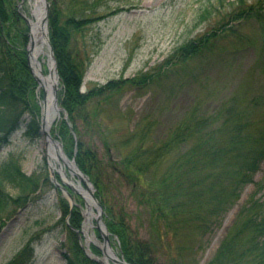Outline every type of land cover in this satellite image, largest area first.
Returning a JSON list of instances; mask_svg holds the SVG:
<instances>
[{"label": "rangeland", "instance_id": "obj_1", "mask_svg": "<svg viewBox=\"0 0 264 264\" xmlns=\"http://www.w3.org/2000/svg\"><path fill=\"white\" fill-rule=\"evenodd\" d=\"M30 1L25 0L21 12L36 20L30 9ZM234 1L56 2L59 3L58 7L63 16L76 14V19L88 15L92 17L81 33L76 34L78 45L85 44L91 57L81 84V90L86 92L110 80L122 81L145 73L169 57L175 47L196 40L202 35H210L209 32L217 29L222 20L229 18L226 14L231 11L229 6ZM18 3L19 0H13L12 6L14 4L17 7ZM259 3V9L262 6L264 13V1ZM77 11H83L80 17ZM17 21L27 25L20 14ZM260 24L259 21L249 18L233 22L226 29L227 32L222 30L220 35L214 37L206 53L186 62L185 66V63L182 64L184 70L178 66V75L163 81L161 88L148 86L137 90L129 86L107 96H95L94 101L85 108L89 114H83L85 117L81 119L75 117L77 127L82 133L84 148L88 147L87 153H94L97 158L95 164L98 167L95 172L99 173L103 180L102 200L106 202L109 214L112 213L115 220H118L117 211L127 214L133 234L131 240L147 237L148 222L143 212L141 213V206L128 194V188L122 186L121 182L116 180V175L111 173L110 162L128 150L127 146L122 145V139L134 127L136 120L145 113L152 112L158 118L159 123L155 125L157 133L155 127L153 132L154 136H158L182 116L184 110L188 111L196 106L198 109H207L206 112L210 113L211 108L221 107L225 100L229 102L227 108L234 105L245 109L242 121L246 123L247 137L256 138L258 134H263L264 27ZM199 42L200 40L195 43ZM38 59L43 72L47 74V55L40 54ZM177 81L181 87L172 95L171 85ZM59 91L60 88L58 99ZM34 94L36 116L26 112L19 127L10 135L8 143L0 147V164L12 154L19 161L22 171L27 175H36L39 183L38 191L28 198L24 206L16 209L13 205L8 206L3 214L4 224L0 227V264H5L11 259L30 238L36 239L30 264H66L63 252H70L69 229L75 232L77 244L86 256L89 244L90 248H97L100 252L95 254L105 260L100 248L102 239L95 228L96 220L86 211L85 199L77 187V183H80L85 188L83 182L71 175L61 160L57 164V173L50 165L43 134L38 131L34 135L27 131V123L31 117L39 123L40 97L43 98V93L41 89H36ZM222 114L215 116L216 123L222 122ZM57 128V124L51 128L54 135L57 134ZM75 138L77 146L80 141L77 135ZM59 164L65 175L60 172ZM163 169L164 165H161L156 174L162 173ZM65 182H69L72 187ZM91 184L93 192L96 193L93 181ZM7 190L15 193L11 186H7ZM251 196L257 198L264 207V159L253 173L252 180L243 185L238 198L223 214L218 225L202 234L197 232L199 230L194 227L193 222L192 227L182 226L180 233L171 238L172 248L159 254L161 261L168 263L170 258L178 257L180 253L188 262L205 264L215 253L228 228L235 222L238 211L247 204ZM64 203L67 204V211L63 209ZM92 211L97 213L94 206ZM103 213L105 214L104 208ZM72 215L80 217L78 227L70 223ZM112 246L118 252L114 243ZM89 258L95 260L93 257Z\"/></svg>", "mask_w": 264, "mask_h": 264}, {"label": "trees", "instance_id": "obj_2", "mask_svg": "<svg viewBox=\"0 0 264 264\" xmlns=\"http://www.w3.org/2000/svg\"><path fill=\"white\" fill-rule=\"evenodd\" d=\"M12 1L0 0V147L19 127L22 116L29 112L34 117L37 110L33 104L37 83L26 54L28 27L17 21L18 13ZM56 1H51L48 29L60 81L59 104L67 114L66 119L55 122L58 126L56 135L64 143L67 155H75L76 164L95 184V195L105 209V224L110 235L116 236L117 246L128 262L194 264L184 260L180 253L164 263L159 254L172 248L171 238L180 233L184 225L191 226L193 222L199 231L195 230L201 234L212 230L234 204L243 185L252 180L253 173L264 159V133L256 138L246 136V123L242 121L245 109L234 105L227 108V100L221 107L211 108L210 113L194 106L191 110H184L183 115L158 136L153 135L159 121L152 112L136 120L122 139V145L128 147L127 152L110 162L111 173L128 188V194L141 206V213L147 218V237L132 240L127 214L117 211L118 220H115L102 200L103 180L95 172L98 167L96 155L87 153L88 147L84 148L82 133L74 119L89 114L85 108L95 96H107L129 86L137 90L148 86L161 88L163 81L178 75V66L184 70L186 62L206 53L214 37L233 22L249 18L264 27L263 7L259 9V2L264 0H235L229 6L231 11L226 14L229 18L222 20L217 29L209 32L210 35H202L175 47L169 57L145 73L122 81L110 80L86 92L81 90V84L91 57L85 44L78 45L76 34L81 33L92 17H80L83 11H77L81 19H76V14L63 16ZM198 40L200 42L196 44ZM180 87L179 81L172 84L171 94L174 95ZM218 113H223L220 123L215 122ZM33 117L27 123V131L35 135L39 123ZM74 133L80 141L77 146ZM161 165H164L162 173L156 174ZM38 185L37 176L25 174L12 154L1 162L0 227L4 224L3 214L8 206L13 205L15 209L24 206L38 191ZM7 186H11L15 193H10ZM63 209L67 211V204L64 203ZM73 215L70 223L78 227L80 217ZM68 234L70 252H63L66 264H100L82 252L73 230L69 229ZM33 240L30 238L5 264H30ZM91 249L94 253L100 252L95 247ZM205 264H264V207L257 198L251 196L241 207L235 222Z\"/></svg>", "mask_w": 264, "mask_h": 264}, {"label": "water", "instance_id": "obj_3", "mask_svg": "<svg viewBox=\"0 0 264 264\" xmlns=\"http://www.w3.org/2000/svg\"><path fill=\"white\" fill-rule=\"evenodd\" d=\"M23 2H24V0L20 1L18 8L21 7ZM42 2H43V6H44V13H43V16L41 17L40 21H41V26L43 28L44 35H45V43H46L48 50H49V56L53 59V62H54L52 47H51L49 38L45 33L46 27H47V21H48L49 1L48 0H42ZM20 15H22V17L25 19L26 23L29 26V32H28V38L29 39H28V44H27L28 65H29V68H30L32 75L34 76L35 80L38 83V87H41L43 89V95L45 96L46 88H45L44 84L42 83V77L45 75L43 74V71L39 65V61L35 58L32 59V55H31V48L33 47V44H34L32 34H31V19L29 17H27L26 15H24L22 12L20 13ZM49 72H50V68H49ZM53 94H54V102H55V104H57V87H55V86L53 87ZM59 110H60V108L56 107L54 110V113H57ZM40 129L44 135L45 141L51 142L54 144V146H56V148L58 150L57 151L58 157L61 158L62 162L67 166L71 175H74L77 178H79L83 182V184L85 185V187L89 193V196L92 200V203L97 210V214L91 213V209L87 205V203H86V209H87L86 211L89 212L90 216L94 217L96 220L95 227L99 231V233L103 239L102 251H103L105 259H110L111 261H113L116 264H130L129 262L125 261L121 256H118L117 253L114 251V249L111 247L109 232H108V229H107V227L103 221V217H102L103 209H102L99 201L97 200V198L94 195L92 184H91L88 176L85 175L80 170V168L75 164L74 157H72V159H71L66 155V153L63 149L62 143L58 139H56L55 137H53L51 135V133L49 131V127L46 125L44 120H41ZM53 174H54V172L52 171V175ZM55 183L58 185L56 180H55ZM65 183L68 186L72 187V185L69 182H65ZM81 195H82V193H81ZM88 250H89L90 254H92V252L89 248H88ZM94 258L97 261L101 262L102 264H109L108 261L102 260L100 257L95 256Z\"/></svg>", "mask_w": 264, "mask_h": 264}, {"label": "bare ground", "instance_id": "obj_4", "mask_svg": "<svg viewBox=\"0 0 264 264\" xmlns=\"http://www.w3.org/2000/svg\"><path fill=\"white\" fill-rule=\"evenodd\" d=\"M30 9L32 14L37 18V20L31 21V34L34 41L33 47L31 48V55L32 59H38L40 54H45L48 56V48L45 43V35L40 21L44 13L42 0H31ZM47 64L50 67L51 72L42 77V83L46 88V93L43 98L40 97L41 112L39 118L44 120L49 129H51L53 122L60 119V111L54 113L55 108H59V105L55 104L53 94V87H58V78L56 76L53 60L51 58L47 59ZM44 143L47 149L50 165L57 170V164L60 163L61 160L57 154L58 150L53 143L46 141H44ZM59 170L63 175H65V171L61 165L59 166ZM77 187L80 189L87 205L91 208L92 212L93 204L88 191L83 188L80 183H77Z\"/></svg>", "mask_w": 264, "mask_h": 264}]
</instances>
